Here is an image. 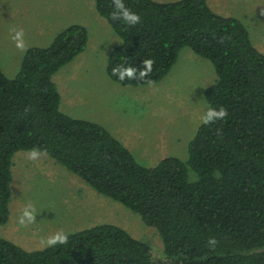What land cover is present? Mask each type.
<instances>
[{
  "label": "trees",
  "instance_id": "16d2710c",
  "mask_svg": "<svg viewBox=\"0 0 264 264\" xmlns=\"http://www.w3.org/2000/svg\"><path fill=\"white\" fill-rule=\"evenodd\" d=\"M124 3L138 24L112 21L113 0H94L120 39L107 57L108 76L123 86L157 82L188 47L215 70L203 92L208 109L227 115L200 123L185 159L140 164L106 128L59 109L52 76L88 40L85 26L70 24L48 46L28 48L14 77L0 67V225L9 218L12 157L36 149L156 229L162 256L101 223L37 250L0 237V264H264V50L240 20L215 13L207 0ZM113 69H131L135 78L121 80Z\"/></svg>",
  "mask_w": 264,
  "mask_h": 264
},
{
  "label": "rangeland",
  "instance_id": "374dc122",
  "mask_svg": "<svg viewBox=\"0 0 264 264\" xmlns=\"http://www.w3.org/2000/svg\"><path fill=\"white\" fill-rule=\"evenodd\" d=\"M207 2L215 13L240 20L252 43L264 50V0ZM73 23L86 27L88 40L85 49L52 76L59 109L106 128L144 166L168 155L185 159L188 142L208 110L203 92L216 79L212 63L183 47L161 80L139 86L116 83L108 76L107 57L120 39L96 12L94 0H0L4 74L14 77L28 48L48 46L57 32ZM15 26L24 29L23 48L11 38ZM30 151L19 150L12 157L9 218L0 225V237L37 250L57 234L109 223L148 243L153 258L162 256L159 234L140 216L98 194L44 152L29 159ZM29 204L35 218L21 224Z\"/></svg>",
  "mask_w": 264,
  "mask_h": 264
},
{
  "label": "clouds",
  "instance_id": "9594fccd",
  "mask_svg": "<svg viewBox=\"0 0 264 264\" xmlns=\"http://www.w3.org/2000/svg\"><path fill=\"white\" fill-rule=\"evenodd\" d=\"M111 19L114 22H123L128 25H135L140 22V15L136 12L131 11L128 7H126L124 0H113V11L110 13ZM12 39L17 42V46L23 48L24 47V29L19 26H15L12 30ZM150 63V62H149ZM113 75H118V78L123 80L126 77L128 79H133L134 73L131 69L125 72H117L116 69H113ZM144 75V74H142ZM227 115V112L224 108H209L202 118V122L204 124H209L215 122L217 119H222ZM40 153L38 150L33 149L29 152L28 158L35 160L39 157ZM34 208L31 204L26 205L23 211V214L20 218V223H31L34 220ZM67 240V236L63 234H57L47 241L48 245H54L57 243H64ZM208 244L214 246L216 244L215 237H210L208 239Z\"/></svg>",
  "mask_w": 264,
  "mask_h": 264
}]
</instances>
